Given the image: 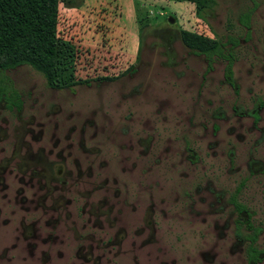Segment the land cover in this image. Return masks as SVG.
<instances>
[{
	"label": "rangeland",
	"instance_id": "1",
	"mask_svg": "<svg viewBox=\"0 0 264 264\" xmlns=\"http://www.w3.org/2000/svg\"><path fill=\"white\" fill-rule=\"evenodd\" d=\"M253 1L60 0L51 86L28 65L5 72L23 103L0 107V264H246L226 203L240 183L264 250ZM214 44L235 58V88L221 57L206 72Z\"/></svg>",
	"mask_w": 264,
	"mask_h": 264
},
{
	"label": "trees",
	"instance_id": "2",
	"mask_svg": "<svg viewBox=\"0 0 264 264\" xmlns=\"http://www.w3.org/2000/svg\"><path fill=\"white\" fill-rule=\"evenodd\" d=\"M59 3L60 0H0V97L4 95L12 102V98L17 96L5 72L22 65H28L41 73L47 86H51L57 56ZM254 8L255 4L238 17L240 25L245 29L249 28ZM228 43H231V47L238 44L231 39ZM186 44L198 48L194 44ZM199 52L208 59L209 65L213 56L225 60L224 77L232 84L234 57L230 52L225 53L218 44ZM252 244L247 249L252 252V259L255 260L258 251H254Z\"/></svg>",
	"mask_w": 264,
	"mask_h": 264
},
{
	"label": "flooded vegetation",
	"instance_id": "3",
	"mask_svg": "<svg viewBox=\"0 0 264 264\" xmlns=\"http://www.w3.org/2000/svg\"><path fill=\"white\" fill-rule=\"evenodd\" d=\"M249 29V28H248ZM248 29H246L248 31ZM238 45V44H237ZM231 46V43H230ZM236 47V46H235ZM217 57V56H216ZM206 58V57H204ZM213 62V59L209 65V61L207 59V70H210L211 68V64ZM234 62H235V58H234ZM233 62V64H234ZM225 65H226V61H225ZM209 66V67H208ZM233 67V65H232ZM225 68V66H224ZM203 77H205L203 75ZM223 77H224V70H223ZM225 82L227 83V85H229L232 88H235V84L233 81V69H232V84H229L227 82V80L224 77ZM16 94L17 96L15 98H12V102L9 101V99H7L4 95H2L0 97V107L3 110H6L8 112H20V110L22 109V99H21V94L19 93L18 90H16ZM52 150V148L50 149ZM95 152V151H93ZM58 157L63 158V155H59ZM59 163H52L49 167V171L51 174H55L56 172L53 170V166H56V169L58 168L59 171V175L57 176V174H55V176H57L58 179H63V175L65 174V166L66 163H68V161L66 162L65 159H61ZM189 163L191 165L196 164V158L195 156L191 157L189 159ZM58 166V167H57ZM259 170V169H258ZM64 181H60V184H64ZM243 183H240L239 185H237L233 191L229 194L228 198H227V206L230 208L229 212H230V219H231V226H232V230L234 235L239 238V240L245 242V247L243 248V252H244V260L246 264H261L264 261V250L263 249H258L257 245H256V240L258 239L261 229L258 226H255L251 220L253 217H255V212L254 211H249V209L247 208L246 205H244L243 203L238 201V196L239 193L242 189ZM175 195L176 198L179 201V197L177 194H175L174 191L170 192V195ZM183 199L184 197H186L188 195L187 192L183 191ZM183 202H185V200H183ZM180 204V203H179ZM183 209V208H182ZM252 244V246H254V251H258V254L255 256V260L252 259V252L247 249L250 244ZM144 264V263H143Z\"/></svg>",
	"mask_w": 264,
	"mask_h": 264
},
{
	"label": "crops",
	"instance_id": "4",
	"mask_svg": "<svg viewBox=\"0 0 264 264\" xmlns=\"http://www.w3.org/2000/svg\"><path fill=\"white\" fill-rule=\"evenodd\" d=\"M130 4H132V5H130L131 9H132V17H134V14H135V20L137 21V14H136V10H135V7L133 5V2L130 3Z\"/></svg>",
	"mask_w": 264,
	"mask_h": 264
}]
</instances>
